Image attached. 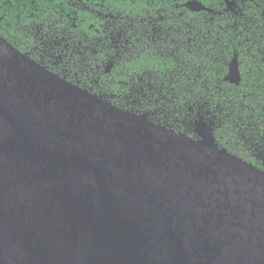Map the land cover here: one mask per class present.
Segmentation results:
<instances>
[{
	"label": "water",
	"instance_id": "1",
	"mask_svg": "<svg viewBox=\"0 0 264 264\" xmlns=\"http://www.w3.org/2000/svg\"><path fill=\"white\" fill-rule=\"evenodd\" d=\"M226 80L240 84L236 54ZM194 133L0 35V264H264V171L220 149L204 118Z\"/></svg>",
	"mask_w": 264,
	"mask_h": 264
},
{
	"label": "trees",
	"instance_id": "2",
	"mask_svg": "<svg viewBox=\"0 0 264 264\" xmlns=\"http://www.w3.org/2000/svg\"><path fill=\"white\" fill-rule=\"evenodd\" d=\"M94 1L84 0L87 6ZM112 1L132 18L128 26L133 31L127 36L121 32L117 48L112 46L118 55L113 51L100 56L86 52L83 65L78 56L74 57L78 55L75 52L68 54L63 65L57 57L31 58L42 66L49 64V70L79 84L77 87L97 93L96 77H100L98 81L105 79L103 65L116 55L110 73L112 81L106 87L134 102L112 99L117 106L130 109L137 116L149 114L154 123L192 138L195 123L204 118L220 149L264 171V0H241V14L235 16L236 20L224 14L214 16L213 21L208 13H194L182 7L181 17L176 20L175 14L168 15L166 22L159 25L161 29L143 23L149 38L140 37L137 19L156 16L160 9L170 14L175 4H208L211 0ZM3 2L0 0V35L14 45L15 39L5 34L8 24L13 26L15 22L16 3ZM148 2L151 5L146 9ZM68 12L71 19L65 25L66 32L89 37L103 33L102 23L89 10L75 14V9L69 7ZM235 54L239 85L226 80Z\"/></svg>",
	"mask_w": 264,
	"mask_h": 264
},
{
	"label": "flooded vegetation",
	"instance_id": "3",
	"mask_svg": "<svg viewBox=\"0 0 264 264\" xmlns=\"http://www.w3.org/2000/svg\"><path fill=\"white\" fill-rule=\"evenodd\" d=\"M2 1H4L3 3L15 1V7H17L16 15L14 18L15 22L13 26L11 24H8V31L5 35L13 37L16 41V44H10L36 63L38 62L32 59L31 56H38L41 58L43 56L57 57L59 63L63 65L64 60H67L68 54L75 52V54L78 55H74V57L78 56L79 63L83 65V63L87 61L85 58L86 52L99 56L102 54H106L109 51L114 52V49L117 48V44L120 43V38L123 36L121 32L124 31L127 36L129 31H133V29L128 26V24L132 21V18L128 15H124L123 12L119 10L118 6L112 0L110 2H101L99 0H95L92 5L89 6H87L84 0H48L44 2H40L39 0ZM130 1L132 3H135L133 0ZM137 1H144L145 3L148 0ZM191 2L192 1H188L181 5L175 4V6L172 7L173 9H170V14H165V10L160 9V12H156V16H148L145 20L140 21L139 19H137V22L139 23L138 27L142 31L140 37H144L145 35V37L149 38V32L145 33L144 27L142 25L143 23L149 26L158 25V29H161L162 27H160L159 25H163L166 22L168 15L175 14L176 20L181 17L182 7L194 13H208L209 15H212V17L210 16L209 18L213 21L214 16L217 15L222 16L224 14H227L228 18H230V15H232L236 20L237 17L235 16L241 14L239 12V10H241V0H219L218 2L211 0L208 4L202 3L207 8V10L200 11L191 9L189 7V3ZM149 3L150 2L147 3L146 9H148V7L151 5V3ZM69 7L75 9V14L78 10H89L90 12H92L97 17L98 22L102 23L101 28L103 30V33H99L97 36L94 37H89L87 35L84 36V34L71 35L69 32H66L65 25L68 24L71 19V14L70 12H68ZM105 32H109L110 37ZM139 39L140 38L137 37V40ZM112 46H115L114 49L112 48ZM114 53L118 55L117 51ZM116 55H111L113 57L109 58V60L107 59L108 62L106 61L103 65L105 67V70L103 72L106 77L105 79L101 80L105 81H98L100 77H96L95 81L98 87V92L91 93L97 98L107 103H110L120 109L132 111L130 109L117 106L116 102L112 99H119L121 101H126L130 104H133L134 102H130L128 97H121L119 94L117 95V93H114L115 90H111V88L106 87V84L112 81L110 73L114 65L116 64ZM44 65L45 66H40L49 70L48 68L50 67V65ZM144 115H147L148 119L153 122V120H151V118L149 117V114Z\"/></svg>",
	"mask_w": 264,
	"mask_h": 264
},
{
	"label": "rangeland",
	"instance_id": "4",
	"mask_svg": "<svg viewBox=\"0 0 264 264\" xmlns=\"http://www.w3.org/2000/svg\"><path fill=\"white\" fill-rule=\"evenodd\" d=\"M76 84H77V83H76ZM74 85H75V84H74ZM77 85H79V84H77ZM77 85H76V86H77ZM89 93H91V92H89ZM91 94H92V93H91Z\"/></svg>",
	"mask_w": 264,
	"mask_h": 264
}]
</instances>
